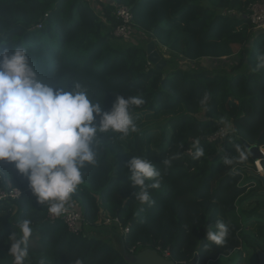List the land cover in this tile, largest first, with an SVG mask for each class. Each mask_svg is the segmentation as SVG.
<instances>
[{
    "label": "trees",
    "instance_id": "obj_1",
    "mask_svg": "<svg viewBox=\"0 0 264 264\" xmlns=\"http://www.w3.org/2000/svg\"><path fill=\"white\" fill-rule=\"evenodd\" d=\"M111 1L101 15L90 0H0V48L27 49L41 76L82 84L105 111L116 95L145 100L132 109L144 129L123 141L103 134L99 165L86 172L73 196L76 204L69 207L80 214L77 231L36 203L26 177L13 164H0L5 172L0 173V190L20 192L0 199V264H12L8 236L19 233L24 218L33 226L25 264H137L134 256L146 248L167 251L176 263L208 264L230 256L242 242L263 248L242 232L240 212L228 206L246 177L256 179L248 172L256 170L248 145L264 149V68L258 66L264 29L255 30L247 18V6L256 0ZM119 5L132 8L133 33H141L133 45L116 43L124 39L115 35L123 23ZM152 39L156 48L161 45L171 54L163 58L161 70L148 61ZM145 40L146 46L141 45ZM241 46H248L247 54L229 69L209 67L234 57ZM206 93L211 100L201 116L199 100ZM221 117L231 122V131L219 123ZM223 129L226 134L212 140ZM196 140L206 153L200 160L188 152ZM181 144V159L166 167L163 161ZM237 144L246 151L243 163ZM224 154L234 158L233 165L223 164ZM134 156L150 159L161 171V187L151 191V205H140L138 189L131 187L126 165ZM260 161L263 171L264 156ZM261 194L249 189L241 196L261 197L246 212L248 219L263 216ZM216 220L229 227V236L223 246L207 252L205 232ZM87 225L118 228L114 232L123 247L88 234ZM257 235L264 240V224L257 226Z\"/></svg>",
    "mask_w": 264,
    "mask_h": 264
},
{
    "label": "clouds",
    "instance_id": "obj_2",
    "mask_svg": "<svg viewBox=\"0 0 264 264\" xmlns=\"http://www.w3.org/2000/svg\"><path fill=\"white\" fill-rule=\"evenodd\" d=\"M258 66L264 68V55L259 57ZM210 100L208 93L199 100L201 116ZM144 103L139 95L127 98L116 95L111 110L105 111L82 84H66L41 76L30 61L27 49L0 48V164H13L26 177L36 203L46 205L50 214L62 216L69 207L75 206L73 196L85 183L86 172L98 167L103 134H113V140L123 141L138 133L132 109ZM219 123L232 130L226 117H221ZM183 147L178 145L163 161L166 167L181 159ZM234 147L243 163L246 151L238 144ZM188 151L194 160L206 155L199 140ZM222 162L231 166L234 158L224 154ZM126 166L131 187L138 189L136 201L142 206L154 203L151 191L161 187V171L143 156L132 157ZM0 173L5 172L0 170ZM18 228L19 233L12 231L8 236V255L12 257V264H25L33 235L31 219H22ZM228 236L229 227L223 221L209 224L204 251L223 246ZM76 264L81 262L77 260Z\"/></svg>",
    "mask_w": 264,
    "mask_h": 264
},
{
    "label": "rangeland",
    "instance_id": "obj_3",
    "mask_svg": "<svg viewBox=\"0 0 264 264\" xmlns=\"http://www.w3.org/2000/svg\"><path fill=\"white\" fill-rule=\"evenodd\" d=\"M90 1L91 2L93 1L96 10H98L101 15H102V9L105 7V4H108L109 1L110 3L112 2L111 0H90ZM139 35L141 36V33H138L137 35L136 33H134L130 40L118 39L116 43L124 45V46L133 45L132 42L135 41L137 39V36ZM147 41L148 40H145L143 43H141V45L146 46ZM138 43H140V41ZM247 47L248 46H241V48H238V50L236 51V55L234 57L219 59L218 61H215L211 65H209V67L214 69V67L223 66L229 69L232 65L238 63L241 57H244L247 54V51H248ZM156 49L160 52L163 58H169L171 55L169 54L166 47L159 45ZM175 64L184 65L186 64V62L176 61ZM137 125H138L139 130L144 129V126L142 124L137 123ZM224 135L225 134L223 133L221 137H223ZM261 150L264 152L263 148H261ZM255 167H256V170H254L255 172L261 173L262 175H264V169L261 172L259 171L260 169H258L256 164H255ZM252 170L253 169L248 170L249 174H251L250 171ZM249 189H255L256 191H259V193H261L264 190V187L262 186V183L259 179L250 180L248 179V177H246V179L241 183L240 190L242 191L237 196H233V199L230 204L228 203V206L232 205L235 208H237V210L241 214L240 217H241V221L243 225L242 232L256 239L260 245H263V248H258V249H261L262 251H264V240L257 235V226L264 224V215L262 214L263 216L259 215L256 218H251V219H248L246 215V212L250 211L252 207L254 206L255 204L254 200L261 199V197L259 196L260 194L254 195L250 199L241 198V196L245 194ZM104 226H107V225H102V226H99L98 228H93L87 225L86 230L88 234H93L103 239L110 240L113 243L112 246L121 249L123 247V244H122V241L118 239V237L120 236L114 232V231H119V229L114 227L113 225L107 226L109 227V229H105ZM116 242L118 243V245L115 244ZM144 242H145L144 238L141 239V243H144ZM258 249H253L247 243L242 242L241 246L238 249H236L230 256H220L216 261L209 262L208 264H260V259L257 253Z\"/></svg>",
    "mask_w": 264,
    "mask_h": 264
},
{
    "label": "built area",
    "instance_id": "obj_4",
    "mask_svg": "<svg viewBox=\"0 0 264 264\" xmlns=\"http://www.w3.org/2000/svg\"><path fill=\"white\" fill-rule=\"evenodd\" d=\"M131 9L132 8L127 5H119L117 8V15L123 20V23L119 25L118 28L115 30V35L123 37L125 40H130L134 34L132 29V21L134 15ZM247 18L250 20V22L252 23V27L255 30L264 29V0H256L254 2H251L247 6ZM223 133L226 134V131L224 129L216 136L212 137V140L222 136ZM188 152L191 153L190 151ZM260 162V160L255 162L257 167L258 163ZM19 193L20 192L17 189H13L9 193L0 190V199L6 198L8 196L17 197ZM49 216L52 219L58 217L52 214H49ZM62 218L71 230L77 231V223L81 218L78 212L72 210L71 208H68L64 215H62ZM126 231H128V229H126ZM164 255L168 257L169 254L165 252Z\"/></svg>",
    "mask_w": 264,
    "mask_h": 264
},
{
    "label": "water",
    "instance_id": "obj_5",
    "mask_svg": "<svg viewBox=\"0 0 264 264\" xmlns=\"http://www.w3.org/2000/svg\"><path fill=\"white\" fill-rule=\"evenodd\" d=\"M148 61L150 64L155 65L158 69H163L166 65L160 52L156 49L155 41L152 40L147 45ZM248 145V144H247ZM248 149L254 161H259L264 156V152L257 145H248ZM256 179H259L264 187V175L257 173L254 170L250 171ZM264 195V190L261 192ZM264 215V209L260 211ZM260 264H264V251L259 249L257 251ZM137 264H193V263H176L174 260L162 255L157 249L146 248L138 251L134 256Z\"/></svg>",
    "mask_w": 264,
    "mask_h": 264
},
{
    "label": "bare ground",
    "instance_id": "obj_6",
    "mask_svg": "<svg viewBox=\"0 0 264 264\" xmlns=\"http://www.w3.org/2000/svg\"><path fill=\"white\" fill-rule=\"evenodd\" d=\"M261 171V170H260ZM262 172V171H261Z\"/></svg>",
    "mask_w": 264,
    "mask_h": 264
},
{
    "label": "flooded vegetation",
    "instance_id": "obj_7",
    "mask_svg": "<svg viewBox=\"0 0 264 264\" xmlns=\"http://www.w3.org/2000/svg\"><path fill=\"white\" fill-rule=\"evenodd\" d=\"M259 250V249H258Z\"/></svg>",
    "mask_w": 264,
    "mask_h": 264
}]
</instances>
